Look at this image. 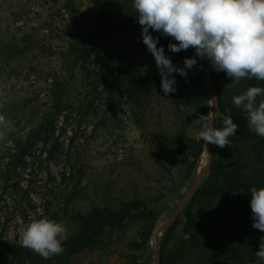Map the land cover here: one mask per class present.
Returning <instances> with one entry per match:
<instances>
[{
  "label": "rangeland",
  "instance_id": "1",
  "mask_svg": "<svg viewBox=\"0 0 264 264\" xmlns=\"http://www.w3.org/2000/svg\"><path fill=\"white\" fill-rule=\"evenodd\" d=\"M102 1L113 30L100 45L107 43L140 75L161 76L143 43L133 0ZM99 23L92 0H0V114L9 121L0 140V243L21 244L19 233L29 219L47 217L67 229L64 254L93 212L140 202L152 213L105 225L68 264H142V253L145 261L151 255L149 264H160L161 255L165 264H197L193 256L185 263L179 255L190 236L187 209L158 248L157 241L208 163L203 158L205 151L209 158L210 144L199 149L193 122L214 113L204 75L210 62L198 65L201 59L188 49L197 60L190 72L204 89L199 104L191 101L193 81L167 96L159 85L143 92L117 84L103 61L108 50L90 42ZM157 47L166 55L165 45ZM227 78L212 70L215 89L216 80L224 85Z\"/></svg>",
  "mask_w": 264,
  "mask_h": 264
},
{
  "label": "trees",
  "instance_id": "2",
  "mask_svg": "<svg viewBox=\"0 0 264 264\" xmlns=\"http://www.w3.org/2000/svg\"><path fill=\"white\" fill-rule=\"evenodd\" d=\"M92 2L97 7L101 28L98 25L97 32L90 42L94 46H101L100 42L112 33V19L107 3L104 5L102 0H92ZM93 39L95 41H92ZM158 43L165 45V49L169 51L166 52V56L169 55V58L180 62L182 68L185 58H191L188 50L172 52L168 45L176 41L170 37L160 34ZM101 48L108 50L106 56L109 60L104 59L103 61L111 75L116 78L117 84L120 82L121 84H133L143 92L147 89L151 90L155 85L161 86L162 78L157 73L140 75L126 58L113 52L107 43ZM201 61L198 65L202 67L209 63L207 59H201ZM190 70L186 69V77L178 73L174 74L176 81L174 86L193 81L196 97L191 101L199 104L197 96L201 95V91L204 90L203 85L200 78ZM215 83L222 109L221 115L230 116L238 125V129L236 135L229 138L232 142L231 147L216 146L218 155L215 152L211 170L201 188L185 208L187 209L185 225L190 231V236L187 241L181 243L179 255L185 258V263L193 256L197 264H257L258 258L255 253L259 251L260 237L264 236V232L252 227L250 189L253 186L264 187V137L252 132L245 113L232 103L234 95L241 94L246 91L247 87L254 86V84L253 80L242 79L238 86L229 87L230 78L225 80L226 85H223L220 80H216ZM245 84L248 86L245 87ZM261 87L264 86L261 85ZM202 98L205 101L204 96ZM202 115L207 116L208 114L203 113ZM221 126L220 122L219 127ZM54 131L51 128L46 129L47 134L48 132L54 134ZM203 142V140L199 141V149H202ZM228 204H234L235 208L224 207ZM142 206V203L134 202L118 211L93 212L90 219L85 221L83 228L74 236L65 253L49 259L41 258L36 253L22 247L21 244L10 246L0 243V264H68L69 258L79 252L93 235L100 233L105 225L122 224L138 213H152V210ZM144 257L142 253V264H149L151 255L146 261ZM165 263L166 260L161 255L160 264ZM259 264H264V261H260Z\"/></svg>",
  "mask_w": 264,
  "mask_h": 264
},
{
  "label": "clouds",
  "instance_id": "3",
  "mask_svg": "<svg viewBox=\"0 0 264 264\" xmlns=\"http://www.w3.org/2000/svg\"><path fill=\"white\" fill-rule=\"evenodd\" d=\"M133 7L166 96L176 91L172 74L186 77V69H192L197 60L185 58L184 67L177 68L163 47H157L158 38L150 29L176 41L168 45L172 52L194 49L196 56L207 59L216 72H224L231 79L229 87L238 86L242 79L264 81V0H133ZM232 103L245 113L252 132L264 137V87L249 86L234 95ZM214 117L220 119L221 127H213ZM193 124L205 146L220 148L231 147L229 138L238 129L230 116L220 113L201 115ZM8 126L9 121L0 114V140L5 138ZM250 195L252 227L264 232V187H251ZM19 236L22 247L49 259L63 252L67 229L54 219L31 217ZM255 255L257 264L264 261V236Z\"/></svg>",
  "mask_w": 264,
  "mask_h": 264
},
{
  "label": "water",
  "instance_id": "4",
  "mask_svg": "<svg viewBox=\"0 0 264 264\" xmlns=\"http://www.w3.org/2000/svg\"><path fill=\"white\" fill-rule=\"evenodd\" d=\"M212 66L209 63L208 66L205 69V80L207 84L210 87V90L214 96V114L220 113V104L218 101V95L216 92V89L214 87L213 81H212ZM213 127H219V118L214 117L213 119ZM216 150V145L210 144V151H209V158L208 163L205 166V168L198 174V176L193 181L192 185L188 189V191L185 193V195L182 197V199L177 204V207L175 208L174 212L172 213V216L170 220L167 222V224L163 228L162 236L158 238L157 241V248L160 246V243L162 241V237L167 234V232L171 229V227L176 223L180 215L183 213L184 209L187 207L195 193L201 188L203 182L205 181L207 175L209 174L212 166V162L214 159V154Z\"/></svg>",
  "mask_w": 264,
  "mask_h": 264
},
{
  "label": "bare ground",
  "instance_id": "5",
  "mask_svg": "<svg viewBox=\"0 0 264 264\" xmlns=\"http://www.w3.org/2000/svg\"><path fill=\"white\" fill-rule=\"evenodd\" d=\"M208 156H209V153H208ZM208 161V157H207V151L204 152V158H203V163L206 164ZM156 264V263H154Z\"/></svg>",
  "mask_w": 264,
  "mask_h": 264
}]
</instances>
